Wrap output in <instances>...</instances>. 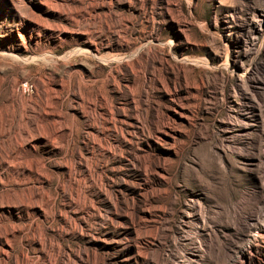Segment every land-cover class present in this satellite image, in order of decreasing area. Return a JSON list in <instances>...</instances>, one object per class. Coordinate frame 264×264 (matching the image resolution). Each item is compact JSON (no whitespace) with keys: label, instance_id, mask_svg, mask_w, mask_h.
Masks as SVG:
<instances>
[{"label":"rangeland","instance_id":"rangeland-1","mask_svg":"<svg viewBox=\"0 0 264 264\" xmlns=\"http://www.w3.org/2000/svg\"><path fill=\"white\" fill-rule=\"evenodd\" d=\"M0 264H264V0H0Z\"/></svg>","mask_w":264,"mask_h":264}]
</instances>
